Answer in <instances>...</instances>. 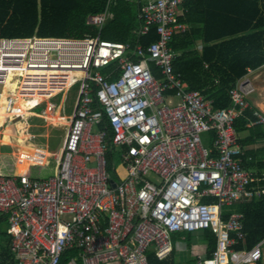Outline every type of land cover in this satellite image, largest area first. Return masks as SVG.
I'll use <instances>...</instances> for the list:
<instances>
[{
	"label": "built area",
	"instance_id": "obj_1",
	"mask_svg": "<svg viewBox=\"0 0 264 264\" xmlns=\"http://www.w3.org/2000/svg\"><path fill=\"white\" fill-rule=\"evenodd\" d=\"M127 1L140 6L135 34L155 25L157 40L0 37V111L7 114L0 129L40 115L34 109L43 104L44 112L55 111L53 99L79 83L65 145L50 155L59 159L57 171L42 178L0 175V215L8 217L14 258L61 264L75 249L69 264H150V251L160 259L171 255L173 232L213 228L218 246L196 264H256L264 239L247 247L243 213L224 218L237 201L264 200V173L255 176L244 166L235 127L246 109L264 127V110L249 100L252 69L231 88L230 105L214 107L174 68L171 40L189 29L180 21L185 0ZM107 15L108 9L90 14L87 22L103 25ZM114 61L119 73L111 78L102 68ZM204 132L212 135L209 146ZM109 142L116 151L113 172Z\"/></svg>",
	"mask_w": 264,
	"mask_h": 264
},
{
	"label": "trees",
	"instance_id": "obj_2",
	"mask_svg": "<svg viewBox=\"0 0 264 264\" xmlns=\"http://www.w3.org/2000/svg\"><path fill=\"white\" fill-rule=\"evenodd\" d=\"M108 0H0V37H66L86 38L100 35L103 39L150 44L159 38L156 26L142 36L137 30L142 19L140 6L126 0L112 3L110 17L102 27L89 24L90 14H101ZM187 11L180 21L189 24V29L173 36L170 45L178 54L174 68L181 73L190 89L200 90L213 101L216 108L231 103L230 90L249 69L264 65V0H185ZM200 45V47L198 46ZM117 61L102 68L111 78L118 76ZM156 76H161L158 67L151 62ZM95 95L96 87L91 90ZM255 117L252 109H246L236 119L238 133L253 128ZM264 136V131L260 132ZM5 141V139H4ZM110 141V140H109ZM6 142V141H5ZM110 143L107 153V168L114 171L116 151ZM40 151V150H39ZM0 153V175L34 178L54 174L57 163L34 153ZM46 154V150H41ZM115 177V176H114ZM116 178V177H115ZM255 184V183H254ZM243 213L245 244L254 246L264 239V200L237 201L225 212ZM206 244V255L210 256L218 246V233L213 228L200 232ZM190 233L187 239H191ZM11 236L6 214L0 215V264H17L11 250ZM238 248L243 247L240 243ZM171 255L160 259L154 251L148 253L150 264H179L181 261ZM78 255L73 249L63 254L61 264H68ZM197 258H189L184 264H196Z\"/></svg>",
	"mask_w": 264,
	"mask_h": 264
},
{
	"label": "rangeland",
	"instance_id": "obj_3",
	"mask_svg": "<svg viewBox=\"0 0 264 264\" xmlns=\"http://www.w3.org/2000/svg\"><path fill=\"white\" fill-rule=\"evenodd\" d=\"M76 73L78 75L82 74L81 72ZM78 87L79 83L73 86L71 89H67L61 92L58 97L54 99L56 100L57 104H59V108L57 111L58 113L57 115H49V121L47 118L35 114L21 117L17 122L18 131L17 129L15 130L18 137L14 136L15 132L12 130L14 129L15 122L7 121L4 127V129L6 130L5 135L7 137V142L4 141V134L0 132V153L15 150V147L10 145L11 143L16 145V152H27L33 149L35 151L45 149L52 153L61 151L65 145L68 131L66 126L67 118L64 115L68 116L73 112L75 100L78 95ZM34 102L35 101L29 102V105H33ZM44 106L45 104L40 105L34 110L40 112L41 114H44ZM63 106L64 108H62ZM5 119L6 115H4L2 112V124L4 123ZM26 121L37 126H32L29 131H23L20 128V125H27ZM4 129L2 127L0 131H4ZM93 131H97L96 126L93 127ZM28 132L32 133L33 136L29 138L30 135ZM202 140L205 146H209L212 143V135L210 133L204 132L202 133ZM50 160L53 163H59V159L55 158L54 156H51ZM150 178L155 181V177L151 176ZM188 233H190V235L192 236L190 240L187 239ZM171 240L175 251L174 257L178 260V262L181 261V263L179 264H184L189 258H197L198 255H202L205 252V241L202 240L200 234H198V231L173 232ZM258 264H264V256L258 262Z\"/></svg>",
	"mask_w": 264,
	"mask_h": 264
},
{
	"label": "crops",
	"instance_id": "obj_4",
	"mask_svg": "<svg viewBox=\"0 0 264 264\" xmlns=\"http://www.w3.org/2000/svg\"><path fill=\"white\" fill-rule=\"evenodd\" d=\"M115 2H116V0H113L112 2L109 3V0H108L107 7H106L105 11L103 13H101V14H104L106 12V10L108 9V15H107L106 21L110 17H112V15H113L112 12H111L110 7H111L112 3H115ZM94 25H96L98 27H102L103 26V25H97V24H94ZM96 37H100V35H98ZM198 46L200 47V45H198ZM250 76L254 79V83H255V90L250 94V99H249L250 102H251V105L253 107H259L262 110H264V65L259 67V68H257V69L252 70L251 73H250ZM69 89H71V88H69ZM65 90H67V89H65ZM65 90H62L61 92L65 91ZM58 95H57V97H58ZM77 97H78V95H77ZM53 101L56 103V110L55 111H51L50 113L45 112L44 114H40V116L47 118L48 121H49V118H48L49 115H52V114L57 115V113H58L57 111H58V108H59V106H58L59 104H57L56 100L53 99ZM76 103H77V98L75 100V105H76ZM75 105H74V108H75ZM62 108H64V106ZM2 112H3L4 115L7 116L5 110H1L0 111V126L2 125V123H1ZM72 113L70 115H68L69 117L67 115H64L67 118V125H66L67 126V130H68V127H69V121H70V117H71ZM28 115H30V114H27L26 116H28ZM37 115H39V114H37ZM17 122H18V120L15 121L14 129H12L15 132L14 136H16V137H18L17 132L15 131L16 129L18 131ZM32 126L36 127L37 125L30 124V123L27 122V125L26 124L24 126L20 125V128L23 131L24 130L29 131V129ZM4 127H5V124L3 126V129H4ZM260 127H261V130L256 129V126H254L253 128L246 129V130H243L240 133H238V135H239V143H240V145H241V147L243 148V151H244L243 155H242L244 166L249 171H251L253 173V175L258 176V177L261 176L264 173V136H260V132L264 131V127L263 126H260ZM0 132L2 134H4V139L7 142V137L5 135L6 130L4 129V131L1 130ZM28 133L30 135L29 138L33 136L32 133H30V132H28ZM10 145L14 146L15 150L7 151V152L14 153V154L23 152V151L16 152L17 151L16 145L13 144V143H11ZM41 150H45V149H41ZM41 150L40 151L39 150L35 151L33 149V150H29V151H27V152H25L23 154L34 153L36 155L39 154L41 156L47 157L48 159H50V155L54 154V153L46 150V154H49L47 156L46 154L41 153ZM57 168H58V164H57ZM57 168H56L55 172L57 171ZM255 184H260L261 185L263 183L259 181V182L255 183ZM204 245H205V251H207L206 244H204ZM75 257L76 256L72 257L71 260L69 261V263L72 260H74ZM256 264H258V262Z\"/></svg>",
	"mask_w": 264,
	"mask_h": 264
},
{
	"label": "water",
	"instance_id": "obj_5",
	"mask_svg": "<svg viewBox=\"0 0 264 264\" xmlns=\"http://www.w3.org/2000/svg\"><path fill=\"white\" fill-rule=\"evenodd\" d=\"M113 185L115 186L116 185V182L113 180Z\"/></svg>",
	"mask_w": 264,
	"mask_h": 264
},
{
	"label": "bare ground",
	"instance_id": "obj_6",
	"mask_svg": "<svg viewBox=\"0 0 264 264\" xmlns=\"http://www.w3.org/2000/svg\"><path fill=\"white\" fill-rule=\"evenodd\" d=\"M47 156L49 155V154H46Z\"/></svg>",
	"mask_w": 264,
	"mask_h": 264
}]
</instances>
